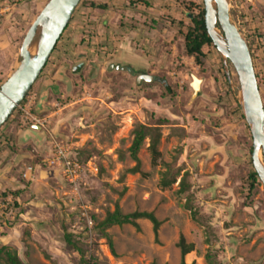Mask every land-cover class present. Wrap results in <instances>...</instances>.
<instances>
[{"label":"rangeland","instance_id":"rangeland-1","mask_svg":"<svg viewBox=\"0 0 264 264\" xmlns=\"http://www.w3.org/2000/svg\"><path fill=\"white\" fill-rule=\"evenodd\" d=\"M7 1L10 12L0 19V86L19 66L22 40L49 0ZM99 1H80L28 93L34 97L32 114L46 118L47 129L29 143L20 142L21 132L33 126L21 125L18 111L0 128V155H22L11 172L15 182L0 189V264H12L8 254L20 264H179L180 237L194 247L186 263L206 264L209 248L219 264H264V185L259 180L247 197L252 141L231 106L240 94L238 76L216 48H209L210 55L197 65L167 22L188 23L186 6L196 13L204 8L203 0H161L163 7L104 15L90 5ZM228 7L249 47L264 108V0H228ZM119 16L130 24L124 31L117 27ZM115 62L164 78L168 89L158 81L137 84L127 73L108 71ZM192 76L201 80L195 97ZM139 125L155 131L133 158L130 146ZM153 134L156 164L149 148ZM50 135L86 167L80 191L90 230L63 179L36 173L31 182L21 178L29 164L56 170L44 163L53 149ZM166 171L175 182L162 187ZM182 177L189 186L185 194L178 193ZM187 198L196 220L184 207ZM116 208L122 214L153 213L160 222L157 233L144 219L137 227L101 231L98 225Z\"/></svg>","mask_w":264,"mask_h":264},{"label":"water","instance_id":"water-1","mask_svg":"<svg viewBox=\"0 0 264 264\" xmlns=\"http://www.w3.org/2000/svg\"><path fill=\"white\" fill-rule=\"evenodd\" d=\"M81 0H49L28 28L19 48V66L0 86V128L24 100L40 76L57 41L69 24ZM207 33L221 56L234 68L239 80L237 99L252 137L251 159L254 170L264 185V108L254 71L251 53L245 39L230 19L228 1L203 0ZM36 42V53L29 47ZM111 66L108 70H112ZM117 71L136 75V83L152 82L154 76L135 73L116 66ZM228 77V75H227ZM201 80L192 76L193 97L198 96ZM33 130L40 131L38 126Z\"/></svg>","mask_w":264,"mask_h":264},{"label":"trees","instance_id":"trees-1","mask_svg":"<svg viewBox=\"0 0 264 264\" xmlns=\"http://www.w3.org/2000/svg\"><path fill=\"white\" fill-rule=\"evenodd\" d=\"M139 3H142L144 6H146V8L147 7L152 8L155 5H158L159 7H163L161 0H140ZM90 5L91 7H97V4L95 3H91ZM189 5L191 6L192 4H189ZM186 10L189 13L188 23H184L180 20H176L173 18H167V22L172 27L177 29L178 33L182 36L185 55L189 57H193L197 65H200L202 60L206 59V57L210 55L209 48L215 49V47L206 30L205 20H204V14H205L204 8L199 7L196 13H193L191 9L189 8V6H186ZM67 27L65 28L64 32L66 31ZM63 34L60 37V39L57 41L54 50L56 49L57 46H59L62 40ZM48 63H49V59L47 60V63L44 69L47 67ZM154 81L160 82L162 85H165V87L168 89L169 85L164 78L154 76ZM222 81L225 87V94L229 95L230 91H229L228 83H227V80L224 74H222ZM231 103H232L231 106H232L233 114L243 121L244 128L247 132V136L249 140L252 141L249 127L244 121V118L241 112V107L238 101L235 99H232ZM16 112L17 110H15L12 113L11 117ZM151 131H155L154 128H148L144 125H139L134 130V137H133V140L130 146V153L133 158L136 157V154L139 151L140 146L142 145L146 136ZM156 144H157V135L153 134L151 144L149 146L153 164H156V162H158L157 159L159 157V152L156 149ZM251 151H252V147L249 149V154L247 156V163L250 169H249L246 179L244 180L247 197H251L253 195L255 191V187L260 183L259 178L252 165ZM168 177H169V171H166L162 174V178L160 180V185L162 187H167L168 185L175 182L174 178H168ZM188 187L189 186H188V183L186 182L185 177H182L179 182L178 193L185 194L188 191ZM13 195H16V194H13ZM184 207L190 212L191 217L194 220H196L197 212L192 206L190 198L186 199ZM141 219L148 220L152 224L154 233L155 234L157 233V230L160 226V222L157 220V218L154 216L153 213L145 212V211H142V212L136 211V212L129 213V214H122L118 208H116L113 212L108 213L105 219L98 225V227L101 231L113 225L121 226V225L128 224V225L137 227V221ZM65 237L67 241L70 243V239L72 236L70 234H67ZM109 246L111 248L110 242H109ZM177 246L180 250V255H181V261L179 264H196L195 262L186 263L184 260V257L194 250L193 244L186 243L184 238L180 237L177 243ZM8 259L12 264H20L17 258L12 257L9 254H8ZM204 260L206 264H219L216 259V253L209 248L207 249V252L204 255ZM153 264H156V263H153Z\"/></svg>","mask_w":264,"mask_h":264},{"label":"built area","instance_id":"built-area-1","mask_svg":"<svg viewBox=\"0 0 264 264\" xmlns=\"http://www.w3.org/2000/svg\"><path fill=\"white\" fill-rule=\"evenodd\" d=\"M10 5L7 0H0V19L4 18L10 12ZM34 97L29 96V94L24 98V100L17 106V110L20 114V124L26 125L30 123L32 126H38L42 130L47 129V119L39 117L32 114L31 108L33 105ZM51 143L53 149H51V156L44 161L45 165L50 168H55L59 171L63 181L69 186L70 192L74 196V200L80 203V213L85 218L87 228L90 230L92 228V221L86 215L87 206L83 204L80 187L84 183V177L86 172V167L80 163L63 145L56 142L54 139L52 141V136L50 135ZM89 166V164H86ZM36 166L27 165L21 171V178L26 182H31L35 178Z\"/></svg>","mask_w":264,"mask_h":264},{"label":"crops","instance_id":"crops-1","mask_svg":"<svg viewBox=\"0 0 264 264\" xmlns=\"http://www.w3.org/2000/svg\"><path fill=\"white\" fill-rule=\"evenodd\" d=\"M38 109L41 110L42 109V102L40 101L39 105H38ZM19 135V134H18ZM37 135V131H33V130H23V132H21L20 136H18V138H20V142H26L29 143L31 142ZM19 143V142H18ZM26 143H22V144H26ZM39 146H41L43 149L45 148L43 146V144H39ZM49 155L51 156V150L49 151ZM8 154L6 152H2L0 155V189H4L8 186H12L13 182H15V178L11 175V172L13 171L14 165L16 164V162L18 160H20V158L22 157V155L17 154L11 158H7ZM8 160V162L6 163L5 160ZM36 175L39 176L40 178H45L47 179L49 176H57L60 178V180H62V177L59 173V171L57 170H43L40 168V166H36ZM63 181V180H62Z\"/></svg>","mask_w":264,"mask_h":264},{"label":"flooded vegetation","instance_id":"flooded-vegetation-1","mask_svg":"<svg viewBox=\"0 0 264 264\" xmlns=\"http://www.w3.org/2000/svg\"><path fill=\"white\" fill-rule=\"evenodd\" d=\"M140 2V0H100L99 2H98V4H97V7L96 8H98L97 10L100 12V15H104V13L106 12V13H110L111 11H114V10H116V9H120V10H123V9H125V10H130V9H132V8H136V6H137V8H140V10H143V11H146V10H151L152 8H149V7H147L146 8V6H144L142 3H139ZM122 3V4H121ZM115 14V13H114ZM120 18H119V20H118V28L120 29V30H122V31H124V30H126L127 29V27H129L128 25H130V24H127V23H125V22H123L122 21V17L121 16H119ZM106 25V21H103L102 22V26H105ZM119 31V30H118ZM119 33H121L120 31H119ZM54 52V51H53ZM84 64H82V63H80V64H78V65H76L75 67H73V69H71V72L73 73V74H75V73H77L78 71H79V69L83 66ZM118 65H120L121 67H126L127 69H132V70H134V72L137 74V73H145V74H147L146 72H144L143 70H140V69H137V68H135L134 66H132L131 64H129L128 62H115V63H113V64H109L108 66H107V70L111 67V66H113L112 67V70L113 71H117L116 69H115V67L116 66H118ZM111 70V71H112ZM109 71V70H108ZM119 72H124V73H127L128 75H130L129 73H128V71L126 70V71H119ZM150 75V74H149ZM131 76V75H130ZM133 77H135V79H136V75L135 76H133Z\"/></svg>","mask_w":264,"mask_h":264},{"label":"bare ground","instance_id":"bare-ground-1","mask_svg":"<svg viewBox=\"0 0 264 264\" xmlns=\"http://www.w3.org/2000/svg\"><path fill=\"white\" fill-rule=\"evenodd\" d=\"M228 1V0H224ZM29 52L33 55L36 53V42L32 43V45L29 47Z\"/></svg>","mask_w":264,"mask_h":264}]
</instances>
